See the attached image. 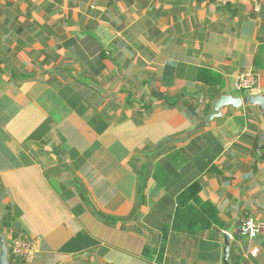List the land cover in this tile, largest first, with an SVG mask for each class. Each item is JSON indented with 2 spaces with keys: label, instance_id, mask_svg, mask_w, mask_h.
Returning <instances> with one entry per match:
<instances>
[{
  "label": "crops",
  "instance_id": "obj_1",
  "mask_svg": "<svg viewBox=\"0 0 264 264\" xmlns=\"http://www.w3.org/2000/svg\"><path fill=\"white\" fill-rule=\"evenodd\" d=\"M263 93L264 0H0V260L264 264Z\"/></svg>",
  "mask_w": 264,
  "mask_h": 264
},
{
  "label": "built area",
  "instance_id": "obj_2",
  "mask_svg": "<svg viewBox=\"0 0 264 264\" xmlns=\"http://www.w3.org/2000/svg\"><path fill=\"white\" fill-rule=\"evenodd\" d=\"M219 6H230L244 3L248 0H211ZM258 85V80L251 71L242 73L233 83L235 89L241 92H252ZM262 229V225L248 218L242 225V232L250 237H256ZM12 254L22 262L32 264L38 253V246L31 240L22 237L14 238L11 245Z\"/></svg>",
  "mask_w": 264,
  "mask_h": 264
},
{
  "label": "water",
  "instance_id": "obj_3",
  "mask_svg": "<svg viewBox=\"0 0 264 264\" xmlns=\"http://www.w3.org/2000/svg\"><path fill=\"white\" fill-rule=\"evenodd\" d=\"M243 107L257 108L264 120V93L259 95L248 94L244 96H234L231 94L222 95L213 102L212 114L209 116H205L204 114H202L201 116L206 121V126H207L211 120L222 117L223 108L236 111L242 109ZM263 142H264V134L258 139V148H257L258 151L262 149ZM1 239H2V256H1L0 264H8L9 249L6 246V240L4 235H1ZM229 240L230 237L226 236L225 263H227V258L229 256V248H230Z\"/></svg>",
  "mask_w": 264,
  "mask_h": 264
}]
</instances>
